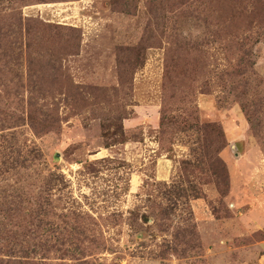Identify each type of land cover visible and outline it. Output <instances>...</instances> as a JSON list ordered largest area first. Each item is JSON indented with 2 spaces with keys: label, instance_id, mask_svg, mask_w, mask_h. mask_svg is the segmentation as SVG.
Instances as JSON below:
<instances>
[{
  "label": "rangeland",
  "instance_id": "1",
  "mask_svg": "<svg viewBox=\"0 0 264 264\" xmlns=\"http://www.w3.org/2000/svg\"><path fill=\"white\" fill-rule=\"evenodd\" d=\"M11 152L0 264H264V0H0Z\"/></svg>",
  "mask_w": 264,
  "mask_h": 264
},
{
  "label": "crops",
  "instance_id": "2",
  "mask_svg": "<svg viewBox=\"0 0 264 264\" xmlns=\"http://www.w3.org/2000/svg\"><path fill=\"white\" fill-rule=\"evenodd\" d=\"M240 174V175H239ZM238 177L245 179L243 185L236 188V185L232 188L231 200L234 202V208L243 209L244 215H254L257 211L260 215L259 218H255L254 229L264 230V176L261 178L250 179L249 173H239ZM237 178L236 176L234 177ZM241 193V194H240ZM247 208V209H246ZM256 211V212H255ZM242 212V213H243ZM247 212V213H246ZM232 228V224H229ZM264 244V243H263Z\"/></svg>",
  "mask_w": 264,
  "mask_h": 264
},
{
  "label": "trees",
  "instance_id": "3",
  "mask_svg": "<svg viewBox=\"0 0 264 264\" xmlns=\"http://www.w3.org/2000/svg\"><path fill=\"white\" fill-rule=\"evenodd\" d=\"M224 20L225 19L222 18L221 22L225 23ZM249 29H251V28H249ZM255 43H256V41L253 44H255ZM245 46H246V44L243 45L242 47H245ZM231 68H233V66ZM223 77H225V76L223 75ZM222 154H223V152H222ZM16 155H17L16 152H11L10 154L3 155V157H2L3 161L0 162V176L1 175L4 176V175H6V174H8L9 172H12V171L18 172L17 169L19 168V165H18V162L14 159V158H16ZM219 155H221L220 152H219ZM209 172H210L211 177H212L211 180H212L213 183H215V185L218 188V191L220 192V194L222 196H225V197L228 196L229 193H230V190L232 188L230 186L231 184H230L229 171L227 170L226 164L223 161H221V164H220V166L217 169H215L213 166H211L209 168ZM187 177L190 178V175L188 174ZM191 184H192V182H189V186H190V191L191 192L190 193L189 192H185V193L187 194L188 197L193 198V200L201 199L202 196H203V193L200 190H199V192H197L198 191V187H195V186L192 187ZM6 205L7 204H4L3 210L0 209V220H1V218H5L6 217L5 214L8 215V211L9 210H7V209L5 210ZM163 215H164L163 218H169V217L171 218V214L163 213ZM147 222H148V218H145V223H147ZM180 233H182V232H180ZM180 235L181 234H178V236H180ZM182 235H183V233H182ZM31 250L32 249H30V252H31ZM30 252L25 250L23 252L24 257L25 258L30 257ZM6 253L9 254V255L12 254V253H8V252H6Z\"/></svg>",
  "mask_w": 264,
  "mask_h": 264
},
{
  "label": "bare ground",
  "instance_id": "4",
  "mask_svg": "<svg viewBox=\"0 0 264 264\" xmlns=\"http://www.w3.org/2000/svg\"><path fill=\"white\" fill-rule=\"evenodd\" d=\"M74 7V6H73ZM68 12V11H67ZM67 15V14H66ZM75 15V14H74ZM73 17V16H72ZM79 17V16H78Z\"/></svg>",
  "mask_w": 264,
  "mask_h": 264
}]
</instances>
